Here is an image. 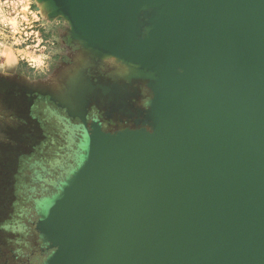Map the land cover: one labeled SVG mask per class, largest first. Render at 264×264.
<instances>
[{"label": "water", "instance_id": "95a60500", "mask_svg": "<svg viewBox=\"0 0 264 264\" xmlns=\"http://www.w3.org/2000/svg\"><path fill=\"white\" fill-rule=\"evenodd\" d=\"M36 1L149 94L135 129L67 110L82 162L41 206L45 264H264V0Z\"/></svg>", "mask_w": 264, "mask_h": 264}, {"label": "rangeland", "instance_id": "374dc122", "mask_svg": "<svg viewBox=\"0 0 264 264\" xmlns=\"http://www.w3.org/2000/svg\"><path fill=\"white\" fill-rule=\"evenodd\" d=\"M22 2L20 14L13 10L0 14V214L15 202L20 188L25 197L41 198L48 192L45 188L54 182V174H66L65 182L82 162L83 148L75 150L76 128L67 124L62 125L64 131H56L61 133L65 150L61 162L55 159V141L59 137L51 125L49 111L41 107L42 103L37 107L30 101L50 98L57 105H65L66 108L58 107L66 113L70 110L88 117L89 107L100 100L103 86L115 90L118 83L135 80L121 62L100 60L82 45L66 40V19L49 20L47 11L36 0ZM33 21H37L33 25L40 29L39 37L37 29L22 30L25 22L30 23V28ZM37 139L40 141L35 146ZM23 157L37 160L26 169ZM17 162L18 168H14ZM62 183L55 186L54 192L60 191Z\"/></svg>", "mask_w": 264, "mask_h": 264}, {"label": "flooded vegetation", "instance_id": "af4514ba", "mask_svg": "<svg viewBox=\"0 0 264 264\" xmlns=\"http://www.w3.org/2000/svg\"><path fill=\"white\" fill-rule=\"evenodd\" d=\"M70 40V38H66ZM103 83V82H102ZM126 84V85H125ZM117 89L111 86L110 89L101 88L100 100L89 107L88 122L92 118L100 120L104 128L108 131H116L127 128L141 127L144 112L147 107L149 94L142 80H133L132 82H120ZM48 110L50 114L51 125L54 131H61L62 125H72L76 128L74 141L76 140L75 150H80V143L84 138V130L79 118L72 119L67 113L58 107L50 98L40 97L30 101V105H39ZM56 142V158L60 162L64 156L63 142L58 132ZM40 139H37L38 146ZM21 158V157H20ZM26 157H23V159ZM22 159V160H23ZM37 160L36 158L25 159L23 163L29 165ZM23 167V166H22ZM14 168H18V162ZM63 174V175H62ZM54 174V182H50L45 190L48 192L41 195V198H28L22 195V189L18 190V197L14 198V203L10 204L8 211L0 214V264H45L46 260L53 253L54 249L47 248L38 232L36 225L41 215V206L46 199L54 197L55 186L61 184L66 178V174ZM22 186V185H21ZM18 188V187H17ZM50 191V192H49Z\"/></svg>", "mask_w": 264, "mask_h": 264}, {"label": "built area", "instance_id": "2783aa9c", "mask_svg": "<svg viewBox=\"0 0 264 264\" xmlns=\"http://www.w3.org/2000/svg\"><path fill=\"white\" fill-rule=\"evenodd\" d=\"M23 6V2L22 0H0V14H5L7 12V10H13L14 13L16 14H20L19 9L22 8ZM28 8L30 9V5L28 6ZM38 14V12H37ZM34 23H37V21H33L31 22V27L29 28L28 25H30L29 22H25L24 24H26V26H24V28H22V30L24 29H32L33 32L35 29H37L36 31V35L37 37H39L40 35V29H38V26L34 27ZM12 33H15L16 35L18 34L17 32L11 30Z\"/></svg>", "mask_w": 264, "mask_h": 264}]
</instances>
